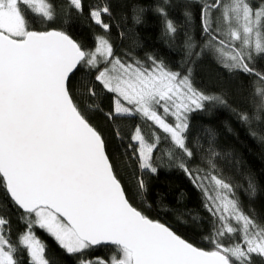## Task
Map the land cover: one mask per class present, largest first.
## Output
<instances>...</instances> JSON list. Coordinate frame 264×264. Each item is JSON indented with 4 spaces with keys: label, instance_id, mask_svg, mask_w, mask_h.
Masks as SVG:
<instances>
[{
    "label": "snow or ice",
    "instance_id": "obj_1",
    "mask_svg": "<svg viewBox=\"0 0 264 264\" xmlns=\"http://www.w3.org/2000/svg\"><path fill=\"white\" fill-rule=\"evenodd\" d=\"M68 5L83 12L82 0H68ZM109 11L104 5L89 12L105 32L110 25L102 17ZM159 11L166 15L163 8ZM56 16L51 0H0V187L23 211L25 224L13 243L9 222L0 216V264H22V253L27 264H50L36 227L68 254L101 244L117 250L108 261L82 259L80 264H254V255L264 258V224L241 208L232 184L219 173V153L211 139L207 149H200L206 168L194 172L185 160L194 155L187 145L188 115L206 101H223L197 90L191 69L182 75L151 57L150 65L121 59L105 35L96 36L94 48L87 49L64 30H35L33 18L50 22ZM200 20L206 40L194 52L192 38L186 37L189 58L208 51L229 72L254 74L260 103L253 117L241 113L240 119L259 121L264 73L250 64L253 54H264V0H202ZM165 31L174 38L171 20L165 21ZM81 67L92 70L94 82L113 94L109 119L138 114L165 134L167 159L177 162L201 190L214 218L206 237L211 249L194 246L129 202L101 133L74 98L70 78ZM94 87L87 88L92 97ZM130 139L127 147L139 168L156 173L154 152L161 148V137L155 131L146 137L138 124ZM139 187H145L142 179ZM249 190L255 191L251 182ZM237 233L238 239L224 242Z\"/></svg>",
    "mask_w": 264,
    "mask_h": 264
},
{
    "label": "trees",
    "instance_id": "obj_2",
    "mask_svg": "<svg viewBox=\"0 0 264 264\" xmlns=\"http://www.w3.org/2000/svg\"><path fill=\"white\" fill-rule=\"evenodd\" d=\"M51 2L57 9L56 18L50 22L33 18L35 30H64L87 49L94 48L96 36L105 35L112 43L115 55L121 59L139 60L150 65L151 57L182 75L188 74V69H191L193 86L223 101H206L202 109L188 115L187 145L193 149L194 155L190 161L186 157L185 160L194 172L198 168H206L202 162L205 153L200 149L201 146L207 149L211 139L213 148L219 153L215 161L219 173L232 184L241 208L258 223L264 224V112L260 113L259 121L252 119L251 123H247L240 119L241 113H247L249 117L256 114L255 105L260 103V97L255 94L253 84L257 77L241 71L229 72L208 51L199 57L192 55L189 58V50L184 44L186 37L192 38L194 52H200L206 40L200 20L202 0H82V13L69 8L68 0ZM104 5L110 10L102 17L110 25L107 32L89 16L92 7ZM161 8L166 15L161 14ZM166 20H171L177 29L174 38L166 34ZM250 66L264 73V54L254 56ZM93 84L95 97L87 92ZM70 86L81 110L101 133L106 152L129 202L196 247L211 249L212 243L206 237L212 233L214 218L205 208L201 190L178 167L177 162L167 159L165 134L150 127L151 122L138 114L109 119L107 114L113 109V94L94 82L92 70L81 67L71 76ZM172 120L169 117V121ZM138 124L146 137H150L153 131L161 137V148L154 152L158 166L156 173L140 169L133 149L127 147ZM140 179L144 182L143 189L139 187ZM249 182L254 186V192L249 190ZM23 215L0 187V216L9 222L7 227L13 243L25 230L21 219ZM34 231L45 244L50 264H80L82 259L95 258L108 261L113 254H117L111 245L94 246L83 254H68L46 231L38 227ZM238 236H226L224 242L230 243ZM21 255L22 264H27L26 254ZM252 259L254 264H264V258L254 255Z\"/></svg>",
    "mask_w": 264,
    "mask_h": 264
},
{
    "label": "water",
    "instance_id": "obj_3",
    "mask_svg": "<svg viewBox=\"0 0 264 264\" xmlns=\"http://www.w3.org/2000/svg\"><path fill=\"white\" fill-rule=\"evenodd\" d=\"M51 29H54V28H51ZM51 29H48V30H51ZM58 30V29H56ZM43 31V30H42ZM10 198V197H9ZM22 211V210H21ZM23 212V211H22ZM167 226V225H166ZM178 235V234H177ZM101 245H107V244H101ZM195 246V245H194Z\"/></svg>",
    "mask_w": 264,
    "mask_h": 264
},
{
    "label": "rangeland",
    "instance_id": "obj_4",
    "mask_svg": "<svg viewBox=\"0 0 264 264\" xmlns=\"http://www.w3.org/2000/svg\"><path fill=\"white\" fill-rule=\"evenodd\" d=\"M254 56H257V55H255V54H253V59H254ZM172 119H174V118H172ZM238 235H239V233H237ZM239 237V236H238ZM213 246V245H212ZM212 246H211V248H212Z\"/></svg>",
    "mask_w": 264,
    "mask_h": 264
}]
</instances>
